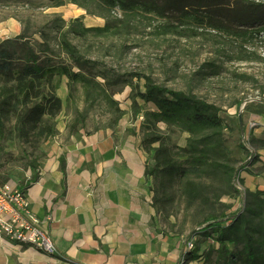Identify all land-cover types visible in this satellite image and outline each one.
<instances>
[{
  "label": "rangeland",
  "instance_id": "obj_1",
  "mask_svg": "<svg viewBox=\"0 0 264 264\" xmlns=\"http://www.w3.org/2000/svg\"><path fill=\"white\" fill-rule=\"evenodd\" d=\"M49 5V0H0V42L17 37L25 26H31V33L39 31L55 17H61L66 24L79 19L85 27L105 23L69 2L60 8ZM149 32L148 29L122 40L90 35L75 42L87 59L97 60L101 68L111 73H143L158 85L192 92L215 103L226 122L227 147L240 168L238 187L247 189L245 175L254 182L251 188L263 187L264 164H256L257 161L252 165L245 147L258 155L264 151L255 152L249 145L251 134L264 137V62L233 61L230 48L237 46V40L222 34L158 39ZM247 46L264 56V37ZM62 60L68 61L65 56L55 57V62ZM56 85L62 110L53 118H45L55 123L56 136L43 141L38 135L39 125L24 138L18 134L13 120L7 124L6 135L0 141V186L8 184L24 193L36 226L47 233L56 248L54 253H44L56 256L63 247L70 254L81 245V253L97 264H217L216 235L205 236L198 223L210 215L238 211L242 198L238 193L225 195L219 202L187 214L178 199L170 217L156 213L152 207L151 182L143 176V170L153 160L142 147L147 130L141 122L147 111L155 110L153 104H146L136 96L138 91H144V80L133 78L131 85L109 91L113 103L124 113L111 128L108 125L115 117V106L99 96L85 122L72 130L77 111H83L90 101L86 100L81 84L73 95L66 78L56 79ZM159 127L167 131L164 124ZM188 136L178 132L172 141L184 147ZM35 158H38V180L32 182L35 170L30 166ZM61 158L65 159V177L61 173ZM106 160L119 161L122 170L142 172L141 177L130 179L127 184L132 187L130 192L135 201L121 202L116 197L117 185H104V177L88 176L99 162ZM37 182L42 192L32 204L28 189L37 186ZM70 236L73 238L68 240ZM189 242L194 244L192 250L187 248ZM189 252L200 258L186 263L184 254Z\"/></svg>",
  "mask_w": 264,
  "mask_h": 264
},
{
  "label": "trees",
  "instance_id": "obj_2",
  "mask_svg": "<svg viewBox=\"0 0 264 264\" xmlns=\"http://www.w3.org/2000/svg\"><path fill=\"white\" fill-rule=\"evenodd\" d=\"M49 1V8H60L69 2L105 23L85 27L79 19L66 24L61 17H55L39 31L31 33V26H25L17 37L0 42V141L13 120L18 134L24 138L39 125L38 135L43 141L56 136L55 123L45 120L62 110V101L56 95V79L68 80L70 95L81 84L86 100L90 101L83 111H77L72 130L85 122L99 96L115 106V117L108 128L116 126L124 113L113 103L109 91L131 85L133 78L144 80V91H138L136 96L155 107L144 114L141 122L147 130L142 147L153 160L145 170V177L151 182L152 207L168 218L178 199L187 214L196 208L205 209L225 195L240 194L242 203L238 211L205 217L199 227L205 236L216 235L217 264H264V190L240 192L236 188L240 168L226 144L227 126L221 109L192 92L158 85L143 73H111L101 68L97 60L87 59L75 42L90 35L122 40L148 29L158 39L217 33L237 40V46L230 48L233 61L261 63L264 56L247 44L264 37V0ZM61 56L68 61L55 62V57ZM160 124L166 126V132ZM178 132L189 135L184 147L172 141ZM249 145L255 152L264 150V137L251 134ZM245 150L248 156L250 151L246 147ZM258 160L259 155L255 154L252 165ZM60 162L65 177V159ZM30 167L35 170L32 182H36L38 158L31 161ZM199 258L194 252L184 254L186 263Z\"/></svg>",
  "mask_w": 264,
  "mask_h": 264
},
{
  "label": "crops",
  "instance_id": "obj_3",
  "mask_svg": "<svg viewBox=\"0 0 264 264\" xmlns=\"http://www.w3.org/2000/svg\"><path fill=\"white\" fill-rule=\"evenodd\" d=\"M263 152L264 151H259L260 154L259 160L256 164L258 163L264 164V156L261 155ZM118 164H120L119 161L114 162L112 160L99 162L94 168L95 171L92 174L89 173L88 176L94 179H99L100 177L102 178L104 177V185L107 183L110 184V186L117 185L118 195H116V197H118V200H120L121 202L135 201L132 198L130 192V189H132V187L128 186L127 184L130 179L137 178V176L141 177L142 172L140 171L136 172V170L133 171L122 170L118 166ZM143 176H145V169L143 170ZM243 178L247 190L250 191L264 190V186L259 187L257 189L251 188L250 186H253L254 182L252 178H249L248 175H245ZM63 180L64 178L62 177V181ZM36 185L37 186H33L32 188L28 189L29 191L28 198L32 204L34 203V199L36 198V196L40 195L41 194L40 192H42L38 187V185L40 184L37 182ZM116 197L112 196L114 200L117 199ZM42 212L43 215H45V211L43 210ZM72 238L73 237L70 236L68 237V240H71ZM80 248H82L81 245H79L78 248L75 247V249L73 250L71 249L72 251L69 254V252H65L63 250V247H61L59 248L60 252H58V255L51 256V255H47L43 251L31 245L21 244L16 241H10L0 236V264H97L95 262L89 261L81 253Z\"/></svg>",
  "mask_w": 264,
  "mask_h": 264
},
{
  "label": "built area",
  "instance_id": "obj_4",
  "mask_svg": "<svg viewBox=\"0 0 264 264\" xmlns=\"http://www.w3.org/2000/svg\"><path fill=\"white\" fill-rule=\"evenodd\" d=\"M254 156L253 151L247 156L251 164ZM239 176L240 174L235 180V186L240 192H245L246 189L238 187ZM28 207L29 202L23 192L13 189L8 184L0 186V236L10 241L31 245L46 253H54L56 251L54 244L47 233L36 226ZM193 247L192 242L187 244L189 250Z\"/></svg>",
  "mask_w": 264,
  "mask_h": 264
}]
</instances>
